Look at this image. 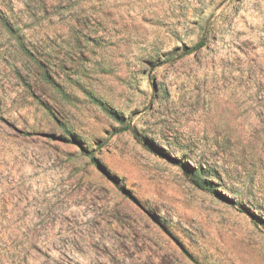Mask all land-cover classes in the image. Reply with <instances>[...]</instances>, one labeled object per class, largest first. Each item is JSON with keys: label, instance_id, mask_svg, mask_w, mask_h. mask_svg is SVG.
Segmentation results:
<instances>
[{"label": "rangeland", "instance_id": "rangeland-1", "mask_svg": "<svg viewBox=\"0 0 264 264\" xmlns=\"http://www.w3.org/2000/svg\"><path fill=\"white\" fill-rule=\"evenodd\" d=\"M0 264H264V0H0Z\"/></svg>", "mask_w": 264, "mask_h": 264}]
</instances>
